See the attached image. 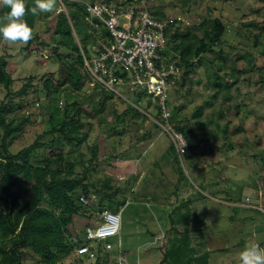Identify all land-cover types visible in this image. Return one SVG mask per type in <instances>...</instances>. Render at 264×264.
<instances>
[{"label":"rangeland","instance_id":"obj_1","mask_svg":"<svg viewBox=\"0 0 264 264\" xmlns=\"http://www.w3.org/2000/svg\"><path fill=\"white\" fill-rule=\"evenodd\" d=\"M116 1L119 0H109L111 3ZM30 2L32 4L33 0ZM155 7L158 14L149 11L162 21L179 16L176 32L181 36L195 33L202 40V33L196 31V26L207 17L209 11L206 7H210L202 6L200 11L193 12V18L186 16L185 0H157ZM60 10L67 13L68 6L59 2L55 11L43 13L46 19L37 20L34 25L35 35L47 47L40 46L36 41L30 47H25V44H9L0 40V57L6 61V71L12 79L8 91L0 85V103H7L6 95L9 94L13 107L9 118H29L9 148L12 153L31 144L38 134L49 127L48 114L41 107L48 93L43 82L64 76L58 69V63L53 61L54 55L70 53L50 42L54 26L50 31L46 30V23L54 21L53 16ZM212 16L220 17L221 22L226 24L225 39L213 47L214 53H206L203 59L195 62V66L186 72L184 82L182 79L176 81L174 92L171 87L167 93L166 101L181 108L175 116L182 126H187V130L192 132L194 147L189 150V157L175 155L174 150L169 148L171 142L168 134L153 123L156 110L148 108L145 100L138 101L124 83L111 86L104 105L97 113L88 110L87 117L82 115L83 122L86 120L91 125L82 129L88 131V138L79 148L62 144L52 147L50 137L44 138L46 146L37 153L46 155L49 151L58 152L61 149L65 153H72L70 159L75 161L77 173L82 171L83 166L75 160L76 152L84 155L87 166L90 147L95 143L98 148L97 160L90 167L86 181L107 194L116 187L124 190L107 206L109 211L120 216L118 233L107 239L112 247L99 250L101 256L98 259L70 252L51 264H157L161 258L159 246L165 247L167 238L182 235L184 227L191 226L189 221L188 224L183 221L174 226L170 223V217L175 218L173 209L183 213L185 208L179 207V204L190 198L194 202L186 210L192 216L201 214L204 217L195 229L187 233L190 245L198 251H215L219 242H226L222 239L227 240L228 237H232L230 244L234 241V244H242L240 251L248 240H256L264 247V195L258 200L255 194V188L258 186V192H261L264 184V85H255L260 72L258 69L264 67V3L261 0H226L223 5L220 3ZM242 23H245V27L241 26ZM88 36L87 39L83 34L77 36L84 48L92 43ZM254 36L259 40L257 44ZM220 50L225 55L223 62L214 60ZM87 56L91 57L88 51ZM231 66L246 71L237 79L239 91L231 90V99L224 100L223 92L215 93L211 84L218 78L228 77L226 74ZM28 78H31L28 94H16ZM86 82L79 90L82 97L93 91L94 82ZM64 92L62 89L54 94L59 99V105L60 101L63 102L60 106L78 101L76 96L65 100ZM83 99L84 109H89L87 99ZM238 103L243 118L235 114ZM132 104L138 105V113L129 107ZM199 106V117L192 118V113ZM119 114H123L124 118L118 122L116 117ZM226 125L227 133H224ZM145 132H150V138H139L134 145L136 147H133L135 140ZM120 139L122 148L127 149L126 157L112 158ZM136 148L143 152L138 155ZM257 173L261 177L257 178ZM130 174H138L134 183H131L133 177L131 181ZM179 178L180 183H177ZM175 183L179 189L173 193ZM69 194L75 215H70L64 201L51 193L45 194L43 205L62 220L70 235H79L83 241L85 229L94 228L101 221L99 205L102 203L106 206L108 202L106 199L97 203L94 195L91 200L85 199L79 187L69 191ZM239 254L232 262L239 263ZM199 255L201 252L194 257ZM38 258H28L27 263L35 264ZM212 258L210 262L213 264L217 259L215 257L213 262Z\"/></svg>","mask_w":264,"mask_h":264},{"label":"trees","instance_id":"obj_2","mask_svg":"<svg viewBox=\"0 0 264 264\" xmlns=\"http://www.w3.org/2000/svg\"><path fill=\"white\" fill-rule=\"evenodd\" d=\"M68 1L71 2L69 3ZM86 1L91 2L93 0H59L60 3L68 6V12L65 13L63 10H60L53 16L54 21L46 23L47 31H50L54 26L49 38L50 42L54 43L57 47H62L70 51L67 54L57 53L54 55L55 60L53 61L54 63H58V69L64 76L52 81L46 79L43 82V87L48 90V93L46 94L45 104H42L41 107L48 114L47 123L49 127L41 134H38L31 144L23 147L16 153H12L9 148L14 138L22 132L24 125L29 122V118L28 116H21L18 119L9 118V114L13 111L11 96L9 94L6 95L8 102L0 103V129L2 131L0 134V264H28V258L32 259L37 256L39 258L35 264H51L61 255L75 252V247L84 242L81 241V236L77 235L73 237L70 235L62 220L43 205L45 194L51 193L61 198L66 204L69 214L75 215L76 211L72 208L69 194V191H72L75 187L81 189L82 197L85 199H89L92 195L96 196L97 203L99 200L102 202L107 199L108 203L106 206L102 203L99 205L98 209L100 213L105 209L108 210L107 206L113 203L114 198L118 197L124 191L120 187H116L112 192L107 194L93 187L92 183L86 181L90 167L97 160L98 148L95 143L90 147V158L86 160L87 166L84 164V155L76 152L77 158L75 160L83 166L80 173L75 172V161H71L70 159L72 153H65L62 149L58 152L49 151L46 155L44 153H37L40 149L44 150L46 146L44 142L45 137H50L49 140L52 147L62 144L68 145L71 148H79L85 143L88 138V131L82 129L86 125L90 126L91 123L86 122V120L83 122L82 115L87 117L88 110L97 113L100 107L104 105L106 96L110 91V89L96 81L84 65V58L89 59L87 56L88 44L84 48L82 43L77 39L79 34H83V37L86 39L90 35V41L94 43L93 35L95 32L98 33V31L97 37L107 36V33L105 34L101 30H98L99 27H95L85 20ZM102 1L109 2V0ZM120 1L126 2L127 0ZM261 1L264 3V0ZM225 2L226 0H185V7H187L186 16L188 15L190 18H193V12L200 11L202 6L210 7V9L206 7L209 11L206 13L207 17L202 19L196 26V31L202 33V40H199L195 33L181 36L176 32L180 23L179 16L175 17L174 15L173 20L167 24L164 30L165 47L161 53L168 60H177L178 65L182 68L179 80L182 79L184 82L186 72L195 66V62L203 59V55L206 53H214L213 47L225 39L227 31L226 24L221 22L220 17H210L218 9L220 3L223 5ZM25 3L28 9L35 6V0H33L32 4L30 0H25ZM156 3L157 0H154L149 9L153 13L158 14L155 11ZM7 11L8 9L6 7L0 5V19H2ZM24 19L34 30L36 21L45 20L46 17L38 10V14L35 16L29 11ZM241 26L245 27V23H242ZM254 38L256 39L257 37L254 36ZM34 41L38 42L44 48L47 47V44L37 35H34L33 39L25 47H30ZM258 42L259 40L256 39L255 44ZM262 52L264 53V45ZM214 60L219 62L225 60V55L221 50L217 52ZM6 66V61L0 57V85L8 91L12 84V79L6 71ZM81 67H83V71H81ZM84 71L85 73H82ZM245 71V69H236L235 66H231L228 74H226L229 79H227L228 77L218 78L211 84L212 90L215 93L223 92L222 97L224 100L231 99L230 91H239L236 85L237 79ZM258 72V79L255 82L257 87L260 84L264 85V67L259 68ZM115 76H120L124 80L126 79L124 74L120 72H116ZM86 80H92L94 82L92 86L93 91L83 95L87 99L86 106L89 109L87 107L84 109L85 100L79 93V90L87 84ZM30 82L31 78H28L20 90L15 93L27 95V89L31 86ZM62 89L65 91L63 94L65 100L76 96L79 102L73 101L69 105L66 103L64 106H60L63 102L61 101L62 103L59 105V99L55 98L54 94L60 93ZM127 90L129 91L130 88ZM95 96L97 97L96 99ZM133 96L138 101L145 100L144 104L149 106L148 108L150 109L158 107L155 114L156 120L153 123L160 129H162V126L170 125L176 132L181 133L186 141L187 149L180 157H189V152L194 147L191 141L192 132L187 130V126H182L181 121L175 116L181 108L174 106L170 101H166V107L170 115L167 119H164L159 106L152 104L150 99L145 98L144 92L134 91ZM129 107L138 113V105L132 104ZM235 107L236 116L243 118V111L240 109L239 103ZM200 113L201 107L199 106L192 113V118H198ZM123 118V114H119L116 120L119 122ZM223 131L227 133V125L223 128ZM149 134L150 132H145L139 136L132 146L136 147L134 145L139 138L149 139ZM170 142L169 148L174 150L175 155H177L176 147L171 139ZM116 145L118 149H116L117 151L112 158L126 157L127 149L122 148L121 139L118 140ZM136 152L139 155V152L143 151L142 149L141 151L137 149ZM176 160H178L177 156ZM130 175L131 181V177H133L131 183H134L138 174ZM256 176L257 178L261 177L259 173ZM180 180L181 178L177 180V183H180ZM28 183H30V186H28ZM177 183L174 185L173 193L178 192L179 187H177ZM255 194L258 200L264 195V193L261 196L259 195L258 186L255 188ZM24 196H26L25 199ZM198 197L201 198L202 196ZM120 198L122 199V197ZM123 198L125 200V197ZM190 200H185L179 204V207H184L186 212L184 211L182 213L180 210L173 209L174 211L172 213L175 215V218L171 216L170 223L174 226V224L180 225L183 221L188 224L189 221L191 222L189 223L191 226H185L182 235L167 238V245L165 247L159 246L158 250L161 258L157 261V264H207L208 257L213 251H198L195 246L189 243L190 238L187 233L195 229L196 224L204 218L201 214L192 216L186 210L194 202ZM199 245L202 244L199 243ZM99 250L103 251L100 245L94 257L96 259L101 256V251ZM198 252H201V255L194 257Z\"/></svg>","mask_w":264,"mask_h":264},{"label":"built area","instance_id":"obj_3","mask_svg":"<svg viewBox=\"0 0 264 264\" xmlns=\"http://www.w3.org/2000/svg\"><path fill=\"white\" fill-rule=\"evenodd\" d=\"M153 2L154 0H119L115 3L86 1L85 20L99 27L98 30L107 33V36L99 39V31L94 33L95 42L87 46L91 57L84 58V65L96 81L110 90L111 86L124 83L133 92H144L145 98L150 99L152 104H157L162 117L167 119L170 115L166 107L168 88L175 86L182 68L177 60H168L166 56H162L161 51L165 47L164 30L173 17L166 21L156 19L149 12ZM120 20L123 22L120 23ZM116 72L123 73L126 79L115 76ZM157 108L153 107L156 112ZM162 130L168 134L177 154L181 156L187 149L182 134L170 125L162 126ZM261 188L260 196L264 193V185ZM100 218L101 221L94 228L85 229L84 242L74 249L77 255L94 258L99 245L102 250L112 247L107 239L118 233L120 216L105 209L100 213Z\"/></svg>","mask_w":264,"mask_h":264},{"label":"clouds","instance_id":"obj_4","mask_svg":"<svg viewBox=\"0 0 264 264\" xmlns=\"http://www.w3.org/2000/svg\"><path fill=\"white\" fill-rule=\"evenodd\" d=\"M59 0H35V6L26 7L25 0H0L8 11L0 19V39L5 43L27 44L35 33L24 17L30 11L32 15L51 13L56 10ZM256 207V206H255ZM240 264H264V247L256 240H248L239 254Z\"/></svg>","mask_w":264,"mask_h":264},{"label":"crops","instance_id":"obj_5","mask_svg":"<svg viewBox=\"0 0 264 264\" xmlns=\"http://www.w3.org/2000/svg\"><path fill=\"white\" fill-rule=\"evenodd\" d=\"M221 237H223V236H221ZM222 240L226 241V242H219L217 249L215 251H213L216 253L217 252H220V253H218V254H212L211 253L208 257L207 264H212V262H210L211 257H214V258H212L213 262L215 260V257L217 259V261L214 262L213 264H240V260H239V263L238 262L237 263L232 262V260L235 261L234 257L237 256L238 252H241L240 246H242V244H240V243L234 244L235 241L230 244V242H231L230 240H232V237L231 238L228 237L227 240H225V239H222ZM230 245H232V246H230ZM260 246H261V244H260ZM261 247H263V246H261Z\"/></svg>","mask_w":264,"mask_h":264},{"label":"bare ground","instance_id":"obj_6","mask_svg":"<svg viewBox=\"0 0 264 264\" xmlns=\"http://www.w3.org/2000/svg\"><path fill=\"white\" fill-rule=\"evenodd\" d=\"M92 197H90V200H91Z\"/></svg>","mask_w":264,"mask_h":264}]
</instances>
